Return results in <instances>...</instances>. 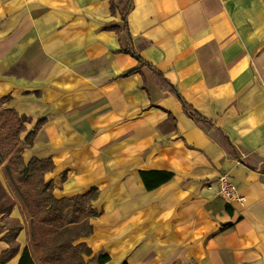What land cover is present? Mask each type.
<instances>
[{
	"label": "crops",
	"instance_id": "0c3cea01",
	"mask_svg": "<svg viewBox=\"0 0 264 264\" xmlns=\"http://www.w3.org/2000/svg\"><path fill=\"white\" fill-rule=\"evenodd\" d=\"M113 1L0 0L2 107L23 138L43 121L24 162L52 161L56 199L96 189L85 262L264 264V0H131L126 31ZM16 242L6 264L35 259L26 227Z\"/></svg>",
	"mask_w": 264,
	"mask_h": 264
},
{
	"label": "trees",
	"instance_id": "16d2710c",
	"mask_svg": "<svg viewBox=\"0 0 264 264\" xmlns=\"http://www.w3.org/2000/svg\"><path fill=\"white\" fill-rule=\"evenodd\" d=\"M109 4L110 11L114 13V1L109 0ZM130 7L131 0H128L121 10L125 31V15ZM110 29L118 33L121 31L116 26ZM119 52L131 55L140 66H148L131 48L121 49ZM137 72L139 69H132L124 76ZM7 101V98H0V107ZM183 105L187 110V105ZM30 122V118L19 115L12 109L0 108V163L5 162L12 182L21 191L28 214V237L35 254L34 259L30 250L25 247L17 264H105L109 260L107 255H99L85 262L84 256H90L91 250L84 243L75 244L79 239L91 234L89 220L97 216L91 206V202L97 197L96 189L92 188L85 194L71 198L53 197L52 183L44 181V174L53 169L52 161L33 157L25 163L21 155L20 136L26 131L25 124ZM42 124L43 121L37 122L23 139L24 144H32ZM141 175L146 182L144 174ZM171 176V173H164L161 181L165 182ZM157 184L150 187L146 182V187L155 188ZM16 206L19 205L14 194L9 193L0 182V235L1 241L8 245V249L0 254V264L8 263L20 253L16 238L26 226L25 223L22 225L19 220L10 217Z\"/></svg>",
	"mask_w": 264,
	"mask_h": 264
},
{
	"label": "built area",
	"instance_id": "2783aa9c",
	"mask_svg": "<svg viewBox=\"0 0 264 264\" xmlns=\"http://www.w3.org/2000/svg\"><path fill=\"white\" fill-rule=\"evenodd\" d=\"M219 196L228 203L243 202V197L238 194L236 186L227 175H220L216 180Z\"/></svg>",
	"mask_w": 264,
	"mask_h": 264
},
{
	"label": "rangeland",
	"instance_id": "374dc122",
	"mask_svg": "<svg viewBox=\"0 0 264 264\" xmlns=\"http://www.w3.org/2000/svg\"><path fill=\"white\" fill-rule=\"evenodd\" d=\"M2 108V107H0ZM23 135L24 133L20 136L21 140L23 142ZM22 142L20 143L19 147L22 148ZM22 155V154H21ZM0 166H2V171H3V176H4V183H1L3 185V187L11 194H14V197L16 199V201L18 202V205L20 207V209L22 210V215L23 218L25 220V226L27 227L28 224V214L27 211L25 209V202L24 199L21 197V191L19 190V188L12 182L6 168H5V162L4 163H0ZM27 223V224H26ZM33 252V251H32ZM34 254V252H33ZM35 257V254H34Z\"/></svg>",
	"mask_w": 264,
	"mask_h": 264
}]
</instances>
